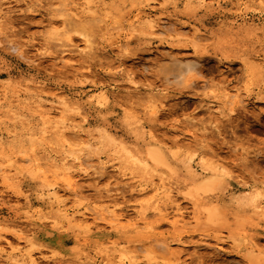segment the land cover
<instances>
[{
	"label": "rangeland",
	"instance_id": "obj_1",
	"mask_svg": "<svg viewBox=\"0 0 264 264\" xmlns=\"http://www.w3.org/2000/svg\"><path fill=\"white\" fill-rule=\"evenodd\" d=\"M31 259L264 264V0H0V264Z\"/></svg>",
	"mask_w": 264,
	"mask_h": 264
},
{
	"label": "bare ground",
	"instance_id": "obj_2",
	"mask_svg": "<svg viewBox=\"0 0 264 264\" xmlns=\"http://www.w3.org/2000/svg\"><path fill=\"white\" fill-rule=\"evenodd\" d=\"M90 2V1H89ZM85 6V5H84ZM87 6V5H86ZM86 8H89V6H87ZM85 8V9H86ZM90 8H92L91 6H90ZM89 8V9H90ZM92 9H94V8H92ZM81 16V15H80ZM80 16L78 15V14H76L75 15V17L76 18H80ZM149 19V18H148ZM163 22V21H162ZM160 24V20L159 19H153V20H149L148 21V27H149V29H150V32H151V34H166V33H168L169 32V29L164 25V27L165 28H167V29H165V28H161V26L159 25ZM73 25V24H72ZM77 27H78V25H77ZM86 37H87V35H86ZM199 38V37H198ZM86 39H89L88 37L86 38ZM88 41V46H91V41L90 40H86V42ZM90 41V42H89ZM11 48L12 49H14V50H16V46H11ZM65 50V49H64ZM70 52H71V50H69ZM62 53H63V55L64 54H66L67 52L66 51H61ZM72 53V52H71ZM69 55V54H68ZM66 56V55H65ZM64 56H62V58H63ZM67 59V58H66ZM69 60V59H68ZM181 62V61H180ZM180 62H178V64H180ZM187 61H185V63H186ZM182 63V62H181ZM183 64L182 63V65H184V66H180L179 67V69L177 70L178 71V75H176V76H179V77H181L182 79H183V76L184 75H187V74H189L190 72H193L192 71V69L195 67V65H194V67L192 66L193 64V62H191V63H189V61H188V63H186V64ZM177 64V65H178ZM176 65V66H177ZM165 68V67H164ZM176 68V67H175ZM174 68V69H175ZM177 68H178V66H177ZM165 69H167V67L165 68ZM172 69V70H171ZM169 68V69H167V71L168 70H170L169 72H171V71H173V68ZM195 69V68H194ZM174 72V71H173ZM175 73H177V72H175ZM175 73H174V75H175ZM238 94H233V96H232V100H233V98H238ZM226 98V97H225ZM230 98L231 97H229V100H230ZM237 101V100H236ZM41 107V106H40ZM108 142H110V140L108 141ZM125 150V149H124ZM77 160H79L78 158H74V161H77ZM149 160L151 161V162H153L154 164H161V158H160V155H159V153L156 151V150H153V151H150L149 152V154H148V160H147V162H145L144 164H142V166L143 167H149V165H150V162H149ZM23 161H25V159H23ZM189 161V160H188ZM85 162H87V161H85ZM82 161H79V164L80 165H82ZM188 163V162H187ZM64 164H66V163H64ZM109 164V163H108ZM101 169L102 170H107L108 169V166L104 163V164H102V166H101ZM66 171H69V169H67ZM107 173V172H106ZM211 175V174H210ZM217 182V177L216 176H214V177H211L210 179H208L207 181H205V182H203V183H200L199 185H195L194 186V191H202V192H213V190H214V185H215V183ZM76 183V182H75ZM67 184L70 186V187H72V186H74L73 185V182L71 181V180H69L68 182H67ZM76 185V184H75ZM75 188V187H74ZM57 192V191H56ZM254 200V199H253ZM252 199H251V201H250V203L252 204V205H254L255 206V202L256 201H253ZM244 202H245V200H243ZM240 203H241V201H240ZM113 244H115V243H112V245ZM103 245V244H102ZM219 245V244H218ZM108 247V246H107ZM135 247V246H134ZM162 248L163 250L165 249V244H163V243H159L155 248ZM109 248V247H108ZM118 249V248H117ZM125 249H127V248H123V250H125ZM139 249V248H138ZM161 249V250H162ZM104 250V249H103ZM112 250H114V249H112ZM129 250H131V249H129ZM106 251H108L107 249H106ZM135 251V250H134ZM133 253V252H132ZM122 255H124V254H122ZM31 262L34 264V260H32L31 259ZM81 264H97V262H96V260L95 259H90V260H88L87 262H81ZM99 264V263H98Z\"/></svg>",
	"mask_w": 264,
	"mask_h": 264
}]
</instances>
